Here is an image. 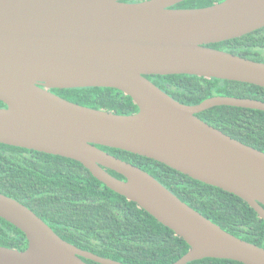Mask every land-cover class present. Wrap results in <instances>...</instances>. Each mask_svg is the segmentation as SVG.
<instances>
[{
	"label": "water",
	"instance_id": "95a60500",
	"mask_svg": "<svg viewBox=\"0 0 264 264\" xmlns=\"http://www.w3.org/2000/svg\"><path fill=\"white\" fill-rule=\"evenodd\" d=\"M183 1L0 0V143L81 163L188 244L172 264L204 258L264 264V248L224 231L147 171L98 147L153 159L232 193L264 221V152L197 117L219 106L264 112V102L213 96L186 105L146 77L191 75L264 88V63L208 47L263 28L264 0L173 8ZM78 88L116 89L139 111L122 115L52 92ZM0 218L28 243L23 251L0 246V264H125L62 239L2 193Z\"/></svg>",
	"mask_w": 264,
	"mask_h": 264
},
{
	"label": "trees",
	"instance_id": "16d2710c",
	"mask_svg": "<svg viewBox=\"0 0 264 264\" xmlns=\"http://www.w3.org/2000/svg\"><path fill=\"white\" fill-rule=\"evenodd\" d=\"M146 0H124L142 2ZM222 0H187L173 6L194 9ZM208 47L264 63V27L243 37ZM169 96L197 105L213 96L252 98L264 102V88L248 83L191 75L146 76ZM71 102L122 115L139 111L131 97L111 88L54 89ZM0 107H5L0 102ZM205 123L264 152V112L219 106L197 114ZM140 167L181 201L224 231L264 248V221L240 197L204 184L163 163L120 149L98 146ZM113 176L124 179L114 171ZM0 193L32 210L62 239L83 250L125 264H172L190 249L188 244L137 204L99 182L81 163L0 143ZM25 234L0 218V246L23 251ZM87 264H98L83 259ZM187 264H243L204 258Z\"/></svg>",
	"mask_w": 264,
	"mask_h": 264
},
{
	"label": "flooded vegetation",
	"instance_id": "af4514ba",
	"mask_svg": "<svg viewBox=\"0 0 264 264\" xmlns=\"http://www.w3.org/2000/svg\"><path fill=\"white\" fill-rule=\"evenodd\" d=\"M223 1V0H222ZM222 1H218V2H222ZM5 106V105H4Z\"/></svg>",
	"mask_w": 264,
	"mask_h": 264
}]
</instances>
